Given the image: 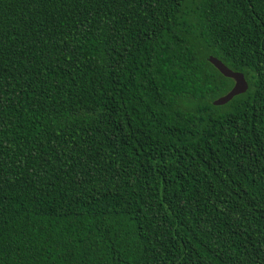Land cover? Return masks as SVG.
I'll return each mask as SVG.
<instances>
[{
	"label": "trees",
	"instance_id": "obj_1",
	"mask_svg": "<svg viewBox=\"0 0 264 264\" xmlns=\"http://www.w3.org/2000/svg\"><path fill=\"white\" fill-rule=\"evenodd\" d=\"M0 264H264V0H0Z\"/></svg>",
	"mask_w": 264,
	"mask_h": 264
},
{
	"label": "water",
	"instance_id": "obj_2",
	"mask_svg": "<svg viewBox=\"0 0 264 264\" xmlns=\"http://www.w3.org/2000/svg\"><path fill=\"white\" fill-rule=\"evenodd\" d=\"M208 60L226 77L232 78L234 80V85L231 90L218 97L214 100L215 105H223L230 100H232L235 96L245 93L249 88V83L244 75V73L240 71H235L228 67L224 62H222L219 58L209 55Z\"/></svg>",
	"mask_w": 264,
	"mask_h": 264
}]
</instances>
